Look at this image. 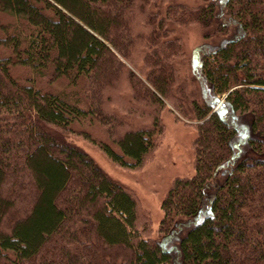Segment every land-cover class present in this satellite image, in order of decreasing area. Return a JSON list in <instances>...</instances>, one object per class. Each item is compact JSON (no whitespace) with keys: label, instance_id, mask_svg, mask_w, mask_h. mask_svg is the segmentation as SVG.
<instances>
[{"label":"trees","instance_id":"obj_1","mask_svg":"<svg viewBox=\"0 0 264 264\" xmlns=\"http://www.w3.org/2000/svg\"><path fill=\"white\" fill-rule=\"evenodd\" d=\"M201 1L0 0V264H264V0ZM192 24L206 36L236 27L192 68L197 92L179 68L178 30ZM17 67L32 76L20 81ZM122 74L127 113H152L109 142L83 133L113 163L142 167L165 133V102L195 129L193 173L160 204L161 239L143 236L132 193L68 140L74 124L124 127L110 108ZM237 115L252 153L216 183L236 158ZM203 205L173 241L177 220Z\"/></svg>","mask_w":264,"mask_h":264},{"label":"rangeland","instance_id":"obj_2","mask_svg":"<svg viewBox=\"0 0 264 264\" xmlns=\"http://www.w3.org/2000/svg\"><path fill=\"white\" fill-rule=\"evenodd\" d=\"M222 1L223 0H216L218 4ZM174 2L193 6L197 5V3L200 4L202 1L174 0ZM204 32L205 31L200 26L195 24L181 27L178 30L183 48V55L180 56L179 67L181 77L187 79L190 88H193L196 92L197 85L193 83L191 79L192 68L197 64L203 52L214 50L226 42L227 39H230V37L235 34L236 27L234 24H230L226 33H210V36L207 35L208 37ZM118 58L124 64L125 69L131 70L134 74H137L136 70L132 68L128 62L120 56H118ZM12 73L13 76L16 78L18 77L20 81L32 76L30 71L23 67L13 69ZM47 79L48 78L44 79L43 85L45 87L56 91L64 90L66 86L64 81L56 80L50 84H46L45 82ZM223 97H221V100ZM129 103H131L130 90L126 81V76L122 74L116 89L112 93L110 108L116 111L118 116H122L123 120H126L124 127H117L112 134H108L110 126L107 127L106 124L102 125L96 121L91 124L88 122L74 124L72 127L73 132L68 136V140L88 154L95 164L110 178L120 182L132 193L137 202L140 215L139 226L142 229L143 236L161 239L162 237L158 233V227L163 215L160 204L175 178L187 177L193 173V140L195 138V129L192 124L190 125L189 122H184L185 120L183 121L182 118V120L177 121L172 107L165 102V106L157 113L165 129V133L159 140L157 147L146 157L141 168H122L108 159L99 146L90 139H86L83 133L89 134L90 138L95 141L109 142L125 129L148 126L151 120L152 110L141 104L142 106L138 107L137 112L128 114L125 107H129ZM149 111L151 113H149ZM248 119V117L243 115H237V117H235L234 122L238 126V133L234 142L236 158L230 165H225L218 170L215 176L216 183H219L223 179L226 172L237 160L252 153L250 151V146L247 145L246 142L250 134ZM206 211L207 208L203 205L199 214L178 219L174 235H172L173 241H178L191 225L202 218V215L206 213Z\"/></svg>","mask_w":264,"mask_h":264},{"label":"water","instance_id":"obj_3","mask_svg":"<svg viewBox=\"0 0 264 264\" xmlns=\"http://www.w3.org/2000/svg\"><path fill=\"white\" fill-rule=\"evenodd\" d=\"M222 103H223V102H221V101L219 102L220 105H221ZM220 105H219V106H220ZM219 106H217L216 108H218ZM216 108H215V109H216Z\"/></svg>","mask_w":264,"mask_h":264}]
</instances>
